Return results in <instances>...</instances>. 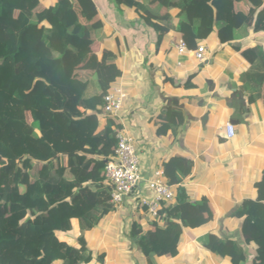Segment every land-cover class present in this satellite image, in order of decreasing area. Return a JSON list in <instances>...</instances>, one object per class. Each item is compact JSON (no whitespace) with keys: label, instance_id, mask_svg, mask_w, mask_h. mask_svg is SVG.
Here are the masks:
<instances>
[{"label":"trees","instance_id":"1","mask_svg":"<svg viewBox=\"0 0 264 264\" xmlns=\"http://www.w3.org/2000/svg\"><path fill=\"white\" fill-rule=\"evenodd\" d=\"M113 3L161 35L176 28L169 14L174 11L189 50L212 36L224 46L264 34V0ZM104 33L92 0H0V264H88L94 253L85 233L117 210L104 167L121 128L104 113L103 98L121 78L120 40L114 37L115 52L101 49ZM237 50L249 64L242 78L254 87V99L261 98L264 49ZM181 117L169 108L160 124L175 131ZM162 169L175 204L162 205L144 232L136 223L130 232L148 264L150 256H172L184 229L200 231L215 215L205 197L191 203L180 186L191 173L190 160L170 157ZM258 187L256 199L243 201L233 213L243 244L214 233L200 239L228 264H246L249 244L252 264H264V174ZM73 224L76 246L64 236Z\"/></svg>","mask_w":264,"mask_h":264},{"label":"crops","instance_id":"2","mask_svg":"<svg viewBox=\"0 0 264 264\" xmlns=\"http://www.w3.org/2000/svg\"><path fill=\"white\" fill-rule=\"evenodd\" d=\"M92 1L105 32L101 49L115 52L114 37L120 40L121 78L115 88L125 97L116 120L120 131L134 141L142 195H151L146 181L156 172L167 183L163 161L185 158L192 162V170L180 186L191 203L205 197L215 214L202 231L184 229L176 252L167 259L150 256L151 264H228L203 248L200 239L214 233L243 244L240 221L233 213L262 190L258 183L264 174V93L261 98L252 96L254 87L242 78L249 64L237 48L264 49V34L250 33L224 46L215 36L199 41L197 45L203 43L208 49L207 61L200 63L191 52L182 56L176 52L184 25L175 19L174 11L169 14L176 28L161 35L145 27L131 10L116 7L113 0ZM164 13L166 9L161 10ZM169 108L182 115L175 131L160 124ZM227 123L234 128L231 138L226 136ZM104 125L102 119L100 128ZM138 199L127 197L85 233V243L94 253L88 264H148L130 234L133 223L144 232L150 220ZM77 235L73 224V231L64 236L76 246ZM245 248L246 264H252L254 247Z\"/></svg>","mask_w":264,"mask_h":264},{"label":"built area","instance_id":"3","mask_svg":"<svg viewBox=\"0 0 264 264\" xmlns=\"http://www.w3.org/2000/svg\"><path fill=\"white\" fill-rule=\"evenodd\" d=\"M175 49L179 56L192 53L195 60L200 63L207 61L208 49L206 45L200 43L194 50H189L182 39L175 43ZM125 95L120 88H114L103 98V110L105 114L118 118L122 108ZM226 136H234V128L230 123L225 125ZM117 146L112 156L105 161L104 175L106 181L111 186L110 203L118 208L124 200L131 196H138V205L143 208L150 218L157 217L162 205H174L175 193L172 186L167 184L161 173L156 172L153 179L146 181V187L151 195L146 196L141 193V173L139 160L133 139L120 131L116 135Z\"/></svg>","mask_w":264,"mask_h":264}]
</instances>
